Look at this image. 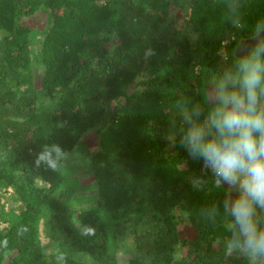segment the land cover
<instances>
[{
    "label": "trees",
    "instance_id": "16d2710c",
    "mask_svg": "<svg viewBox=\"0 0 264 264\" xmlns=\"http://www.w3.org/2000/svg\"><path fill=\"white\" fill-rule=\"evenodd\" d=\"M258 21L264 0H0V264H248L179 140ZM52 143L87 181L35 166Z\"/></svg>",
    "mask_w": 264,
    "mask_h": 264
},
{
    "label": "clouds",
    "instance_id": "9594fccd",
    "mask_svg": "<svg viewBox=\"0 0 264 264\" xmlns=\"http://www.w3.org/2000/svg\"><path fill=\"white\" fill-rule=\"evenodd\" d=\"M233 25L240 26L238 18ZM154 54L150 49L144 59ZM210 83L207 113L198 106L181 107L186 127L179 143L189 157L202 161V171L214 177L216 188L230 193L224 202L230 218L225 255L240 254L248 264H264V21L255 25L254 37L235 68ZM67 157L61 145L45 144L35 153L34 164L56 171ZM202 183V177L193 181L194 186ZM95 231L84 226L81 234Z\"/></svg>",
    "mask_w": 264,
    "mask_h": 264
},
{
    "label": "rangeland",
    "instance_id": "374dc122",
    "mask_svg": "<svg viewBox=\"0 0 264 264\" xmlns=\"http://www.w3.org/2000/svg\"><path fill=\"white\" fill-rule=\"evenodd\" d=\"M227 59L226 56L223 57V62H222V67H223V72L230 68V63L231 60H225ZM234 63V61H232V64ZM222 73H219V75ZM218 75V77H219ZM217 80V78H215V81ZM213 81V82H215ZM211 87V85H210ZM82 140H84L87 144V148H93L96 142V136L94 134V131H88L87 133H85L84 137L82 138ZM76 156V155H75ZM79 158L81 155H77ZM76 156V157H77ZM83 162L81 161L79 163V166L82 165ZM76 167H78L77 162H68V163H63V166L61 167L62 172L66 175H69V173H71ZM75 174L77 176H79V178L82 180V178H84V182L87 181L88 177H86L84 171L80 168H76L75 171L72 173Z\"/></svg>",
    "mask_w": 264,
    "mask_h": 264
},
{
    "label": "water",
    "instance_id": "95a60500",
    "mask_svg": "<svg viewBox=\"0 0 264 264\" xmlns=\"http://www.w3.org/2000/svg\"><path fill=\"white\" fill-rule=\"evenodd\" d=\"M253 37L254 36H251V37H248V38H245L239 41L234 51L235 56L239 58V56L245 52V50L249 46V42L253 39Z\"/></svg>",
    "mask_w": 264,
    "mask_h": 264
}]
</instances>
